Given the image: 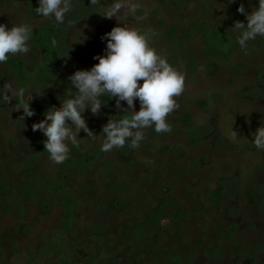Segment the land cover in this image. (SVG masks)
<instances>
[{"label": "rangeland", "instance_id": "rangeland-1", "mask_svg": "<svg viewBox=\"0 0 264 264\" xmlns=\"http://www.w3.org/2000/svg\"><path fill=\"white\" fill-rule=\"evenodd\" d=\"M114 2L72 0L71 10L58 24L37 14L39 0H0V24L51 26L60 36L61 65L54 71L59 85L29 89L25 100L34 96L31 107H61V100L75 90L69 77L99 62L95 57L106 54L107 41L102 37L120 21L147 33L150 46L185 77L184 92L176 98L179 107L167 116L171 131L157 134L154 126L145 128L139 147L103 151V127L110 119L117 120V111L130 115L131 109L126 102L118 109L115 98L101 99L106 104L98 115L90 110L83 114L93 134L81 131L79 146L70 145L68 157L79 160L88 155L93 161L82 178L71 170L60 171V164L49 158L47 138L21 117L18 96L0 100V196L24 187L27 173L57 177L80 199V220L95 226L106 239L110 254L104 264H167L162 256L146 251L154 246L163 256L178 252L183 264H264V151L253 143L257 128L264 127V36L242 49L238 34L231 33L236 22L247 24L246 15L238 11L240 5L250 13L257 0H167L166 4L134 0L139 5L136 13L124 7L119 21L99 13ZM200 25H206V33L191 37V29ZM173 29L176 36L171 38ZM206 41L224 50L236 49L227 61L204 58ZM28 45L27 53L16 56L34 72L40 52ZM5 85L18 89L15 74L0 63V94ZM135 110H140L138 99ZM232 129L239 135L235 139ZM105 162H112L107 174L102 170ZM114 182L132 187L134 194L109 191ZM167 201L182 211V224L165 208ZM151 213L162 215L160 228L148 226L137 238L136 227L149 224ZM62 220L54 198L40 197L35 207L20 198L12 211L0 209V262H9L17 252L48 247ZM97 255L96 244L85 241L75 264H90ZM12 263L29 264L15 259Z\"/></svg>", "mask_w": 264, "mask_h": 264}, {"label": "clouds", "instance_id": "clouds-1", "mask_svg": "<svg viewBox=\"0 0 264 264\" xmlns=\"http://www.w3.org/2000/svg\"><path fill=\"white\" fill-rule=\"evenodd\" d=\"M235 2V0H232ZM96 3V0H92ZM258 6L252 12H246L243 4L238 11L246 15L247 24L236 22L231 33H237V43L242 49L248 41L264 36V0H257ZM72 0H39L36 12L40 16L52 17L62 24L67 12L71 10ZM136 13L139 5L134 0H115L111 8L99 12L108 19L116 18L122 8ZM31 28L25 23L0 24V63L7 62L9 55L25 54L29 51ZM230 33V34H231ZM106 54L97 56L99 62L90 70H77L69 77L74 87L73 95L61 100V107H51L46 111L45 119L33 125V131L39 130L46 136L45 151L56 164H62L70 153V145L79 146V133L89 131L84 113L88 110L98 115L106 104L101 97L115 98L117 108L126 102L131 109L130 118L110 119L103 127V151L124 148L129 145L137 148L144 139L145 128H152L156 133H167L171 128L167 116L179 105L177 97L185 89V77L168 60L158 54L149 44L148 34L132 27L118 26L106 33ZM80 42V41H79ZM143 81L140 84V81ZM6 91L0 94V100L9 102L11 97H25L24 89H13L5 85ZM39 93V92H36ZM30 100L24 101L25 117L35 115ZM137 99L140 110H135ZM68 121L71 122L69 125ZM232 129L231 138L238 137ZM255 146L264 151V127L257 128L253 134Z\"/></svg>", "mask_w": 264, "mask_h": 264}, {"label": "trees", "instance_id": "trees-1", "mask_svg": "<svg viewBox=\"0 0 264 264\" xmlns=\"http://www.w3.org/2000/svg\"><path fill=\"white\" fill-rule=\"evenodd\" d=\"M158 1L162 4L167 3V0ZM228 20L230 23L233 22L232 18ZM31 30V39L28 43L37 47L40 52V65L36 71L30 72L25 59L21 56L12 55L4 63L15 74L18 89H24L25 94L29 89L47 90L59 85L58 79L54 77V71L61 65L60 36L58 31L51 26L31 28ZM206 30V25L194 26L190 31V36L197 37V35H204ZM175 36L176 29H173L170 37L174 38ZM235 49L236 46H233L229 50H224L206 41L202 48V55L204 58H216L227 61ZM191 58L194 59L193 54ZM193 67H195V64H193ZM73 91L71 92L72 95ZM101 99L105 100L107 96H103ZM24 101L25 97H18L16 101L17 107L20 109L23 108ZM31 108L35 115L25 117V119L33 125L38 123L40 117L45 119L46 111L50 110V106L48 105ZM21 110L23 112V109ZM124 118H130V115L124 113L122 110L117 111V120ZM92 162L91 157L88 155L79 160L68 157L59 165V169L60 171L71 170L83 178L88 174ZM102 170L106 174L110 173L112 170V162L103 163ZM26 176V185L24 187H14L0 196V209H3V211H12L16 208L17 201L20 198L28 206L33 207L39 204L40 197L54 198L62 212V224L52 233L48 247L41 246L33 253L17 252L9 262H0V264H13L12 261L14 262V259L19 262H28L29 264H44L46 262L54 264H75L78 248L85 241L95 243L98 248V255L90 264H104V259L110 254L106 239L97 234L95 226H86L80 220L78 208L81 202L74 189L52 175L39 177L33 173H27ZM109 191L123 196H132L134 194L132 187L125 186L120 182H114L109 188ZM165 208L173 212L175 220L179 225L182 224V211L173 201H167ZM161 219L162 215L160 213H151L150 223L147 225H138L134 232L135 236L139 238L148 226L153 230H158L161 226ZM78 233H80L81 237H77ZM146 251L149 253L152 251L155 257L162 256L167 264H183V258L176 251H171L164 256L161 254L158 246H154L151 250L146 249Z\"/></svg>", "mask_w": 264, "mask_h": 264}]
</instances>
